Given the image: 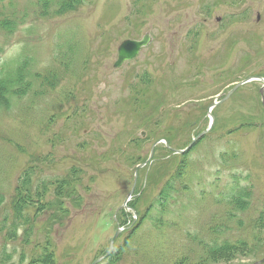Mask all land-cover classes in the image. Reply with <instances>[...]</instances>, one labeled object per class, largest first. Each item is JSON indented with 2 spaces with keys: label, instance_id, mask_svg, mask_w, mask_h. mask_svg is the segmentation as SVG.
Masks as SVG:
<instances>
[{
  "label": "rangeland",
  "instance_id": "374dc122",
  "mask_svg": "<svg viewBox=\"0 0 264 264\" xmlns=\"http://www.w3.org/2000/svg\"><path fill=\"white\" fill-rule=\"evenodd\" d=\"M4 1L0 264H264V0Z\"/></svg>",
  "mask_w": 264,
  "mask_h": 264
},
{
  "label": "water",
  "instance_id": "95a60500",
  "mask_svg": "<svg viewBox=\"0 0 264 264\" xmlns=\"http://www.w3.org/2000/svg\"><path fill=\"white\" fill-rule=\"evenodd\" d=\"M150 35L148 33H145L141 39L139 40H134V39H125L123 40L117 47V58L115 60V62L113 63V67H119L124 61H128L133 59L139 52V50L148 45L149 41H150ZM250 80H260L263 82V85L260 89V95L262 98V105L264 108V78L262 77H248L238 83H236L226 94L225 96L220 99L219 102L224 101L225 99H227L230 94L237 88L239 87L241 84L250 81ZM216 104V103H212V106ZM213 122V120H212ZM205 132L200 133L199 135H197L196 137H194L191 142L189 143V145L184 148V149H179L176 150L175 152L177 153H183L185 151H187L193 144L194 142L200 138V136H202ZM131 194V192L129 193V195ZM111 246H112V241L110 244V250H111ZM99 261V259H96L94 262H92L91 264H96ZM262 262L264 261V259L261 260ZM259 261V262H261Z\"/></svg>",
  "mask_w": 264,
  "mask_h": 264
},
{
  "label": "trees",
  "instance_id": "16d2710c",
  "mask_svg": "<svg viewBox=\"0 0 264 264\" xmlns=\"http://www.w3.org/2000/svg\"><path fill=\"white\" fill-rule=\"evenodd\" d=\"M3 1V0H2ZM2 1H0V7L2 6ZM62 1V3L65 5H67V7L68 6H70L71 4L70 3H73L74 1L77 3V4H80V1L79 0H61ZM66 10V9H65ZM64 13H65V11H64ZM28 177H29V173L28 174H26L24 177H23V180H22V185L21 186H25L26 185V187L24 188V192L25 193H28V191H29V188H27V185H28V183H29V179H28ZM63 180H61L60 182H58V183H55V188H54V191L55 192H57V194H60L59 193V189H61V187H62V184H61V182H62ZM236 195L238 196V193H236ZM239 200L240 199H242V196H243V193L242 192H239ZM18 205H20V204H18ZM13 210L15 211V205H14V207H13ZM16 211L17 212H19V211H22V209L20 208V206H16ZM42 260H40L39 259V257H35V258H33V257H30V259H28V263L27 264H39L40 262H41ZM13 264H18V263H13ZM24 264V263H23Z\"/></svg>",
  "mask_w": 264,
  "mask_h": 264
}]
</instances>
